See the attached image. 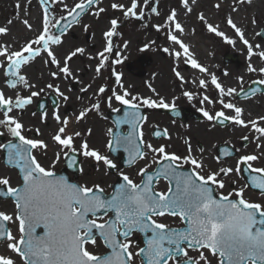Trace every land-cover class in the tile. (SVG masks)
Wrapping results in <instances>:
<instances>
[{
    "label": "snow or ice",
    "instance_id": "1",
    "mask_svg": "<svg viewBox=\"0 0 264 264\" xmlns=\"http://www.w3.org/2000/svg\"><path fill=\"white\" fill-rule=\"evenodd\" d=\"M43 7L41 17V27L37 29V34L33 39L27 40L19 49H13L7 44H0V68H3L6 84L9 88L15 89L18 85L31 89L35 85L30 84L26 75L21 74L25 66L30 65L36 58L46 54L48 59L45 64L55 65L58 72H51L50 75L56 78L58 74H63L65 78L72 77L73 73L69 67V61L78 53H83V48H76L70 51L63 60L57 59L52 45H60L61 35L67 31L74 23L79 22V17L98 0H74L70 7L65 0H51L53 4H63L66 16L60 19H50L48 0H39ZM250 2V0H249ZM149 0H144L147 5ZM188 8V0H182ZM219 4L215 7L219 8ZM17 7H20L17 5ZM113 9L122 10L123 16L142 18L144 9L139 7L138 0H130V5L113 3ZM236 9H233L235 11ZM105 11L104 8H97L93 13L99 16ZM191 11V8H188ZM151 12L158 14L156 7H151ZM205 23L207 30L215 35L223 37L224 40L233 44L225 33L218 30L205 20L203 14L198 17ZM62 21H67L62 24ZM227 24L235 30L240 41L247 47L248 57L258 56L264 61V51L256 52L261 45H253L245 38L244 31L234 23L231 17L227 19ZM11 23V21H9ZM118 20L112 19L110 27L103 33L107 44L102 52L97 53L101 57L96 66L99 73L105 66L108 57L105 53L112 51L111 38L116 34ZM255 24L256 20L253 19ZM23 24L29 29L32 25L27 19ZM157 31L167 27V40L182 49L183 54L188 57L185 63H190L193 69L200 72H207V69L197 62L186 45L175 33L183 32L184 28L177 19V13L172 10L164 25H153ZM59 28L61 35L54 34L52 29ZM87 29V25H85ZM8 29L0 27V34H6ZM257 36L264 33L257 32ZM126 46V44H125ZM148 45H144L147 48ZM164 52L181 56L180 51L170 52L169 48H164ZM120 54L117 53V56ZM113 63H121L116 59ZM249 72L259 71L264 75V67L255 68L251 63L248 65ZM175 76L182 82L183 76L176 68H173ZM116 76V83L123 88L121 77ZM227 75V73H225ZM243 82V77H238ZM211 83L218 90L221 99L219 103L222 109L231 110L234 115H227L224 110L211 114L204 108L200 111L210 122L215 121L223 125L225 121H230L235 125L250 127L257 138L264 137V116L257 119L245 121L243 118L244 109L228 101L226 97L237 94V89L229 87L225 89L213 74ZM264 85V79L255 81ZM207 82L203 79L199 81L201 88L206 87ZM151 87V86H149ZM46 88L56 93L57 97L68 100V96L60 90L59 85L48 83ZM32 91L28 96H21L19 93L13 97H7L0 91V109H4L0 115V127H3L8 135L15 138L17 142L9 140L0 143V150H5L7 165H13L18 169L21 183L18 186H11L9 179L0 177V197L10 198L14 204V212L9 214L0 211V240L5 241L6 248L19 257L22 264H135L136 258H140V264H211L208 256L210 253L217 257V264H264V204L250 202L244 198L245 189L249 183L240 188H233L227 194L221 193L218 197L214 194L216 188L223 189L225 183L219 177L228 176L235 172L239 175L242 171H248L255 175L249 176L252 188L259 189L264 195V167H254L253 162L261 157L256 154L239 155L236 159L235 167H222L219 171H209L202 174L205 167L202 160H198L192 155L191 146L188 145L187 155H178L176 152H169V145L161 144L158 147L144 139L142 125L147 117L140 112L142 106L148 108H172L175 105L166 103L163 97L154 100L150 97L132 95L127 89L123 94H119L115 89L112 95L107 97L108 106L112 112L119 113L120 108L112 107L114 99L120 105L125 106L123 115H118L113 120L115 130L109 127L106 130L105 148L109 153H115L123 149L127 153V164H135L137 160H147L151 154V164L154 167L145 165L140 167L137 175L139 182L134 181L128 174L120 172L117 164L109 158V155L102 153L97 148L90 147L84 140L80 143L79 149L74 147V139L81 136V132L75 131L67 133L69 118H61L57 104V110L52 112L53 119L59 125L53 141L58 144L63 151L69 168L78 165L77 155L79 153L85 158H92L98 165L102 163L106 169H116L121 182L111 185L112 191L106 193L100 184H93L89 187L71 183L65 176L57 175L51 168H46L33 154L34 150H46L48 145L42 139H30L24 133V125L11 113L26 106L31 105L33 98L43 92ZM86 91V89H81ZM154 92L155 89H152ZM258 89H250L255 93ZM105 92V87L101 86L97 94ZM244 93V89H240ZM189 100L193 99L191 92L183 93ZM212 102L208 96H204L200 101ZM40 107L43 109L44 105ZM100 102L91 104L90 107L82 109L75 116L77 121L83 120L90 111H99ZM35 115V113H33ZM48 113H41V120L46 121ZM174 115H179L174 111ZM122 125H127V130L122 129ZM89 134L91 129H88ZM39 135L40 130L36 129ZM4 132H0V137ZM154 136L168 137L165 129L163 132L155 131ZM248 140V137H243ZM264 145L257 144V148ZM70 153H72L70 155ZM231 151L222 149V155L231 156ZM61 153H56L53 165L60 160ZM192 165L190 171H184L183 166ZM81 172L83 168L79 169ZM159 181H167L165 191H157L156 184ZM235 183V182H233ZM235 197V198H232ZM165 216L178 217L182 227H172L161 222L160 218ZM17 225L18 235L14 234L8 227V223ZM42 229V231H39ZM134 233L143 234V246H140L133 239ZM98 239L107 249L104 253H95L89 250V245L96 246ZM135 248V251L132 249ZM189 250H196L197 257L189 255ZM0 264H16L11 256L0 254Z\"/></svg>",
    "mask_w": 264,
    "mask_h": 264
},
{
    "label": "rangeland",
    "instance_id": "2",
    "mask_svg": "<svg viewBox=\"0 0 264 264\" xmlns=\"http://www.w3.org/2000/svg\"><path fill=\"white\" fill-rule=\"evenodd\" d=\"M28 1L29 4L19 5L20 7H17L14 0H0V27H5L8 31L12 32L15 28H20L28 32L29 29L23 24L25 19H27L34 27L31 29L32 31L29 34H24L23 38L20 36L18 40L20 44L26 40L33 39L37 34L36 30L41 27L43 7L40 5L39 0ZM123 1L124 0H105L103 2V0H98V4L91 6L87 12L80 17L78 23H75L67 30L66 33L61 35L62 42L60 45L51 46L57 59L61 61V66L63 65L64 57L70 51H74L78 47L84 49L83 53H78L69 61V67L73 73L72 77L65 78L63 74H58L56 78H53L50 73L58 72V69L55 65L44 63V60L48 59L46 54L36 58L30 63V65L25 66L22 69L21 74L26 75L30 84L35 85V87L31 89L25 88L23 85H18L15 89L9 88L6 84V79L8 78L4 76L3 68H0V91L4 92L7 97L14 98L18 93L21 96H28L32 91L44 89L39 96L33 98L31 105L26 106L23 110L16 109L11 113V115L15 116L21 123H23L25 128L23 134L26 137L30 139H42L45 141L48 145L47 149L34 150L33 154L37 156L43 166L51 168L54 172L63 168V151H66V149L61 150L60 146L52 139V136L55 135L59 127L57 122L52 117V112L57 110L56 107L53 108L49 104V107L45 109L48 113L46 121L41 120L40 117L42 112L37 111L38 101L41 98H48L49 94L56 96L59 105L58 112L63 118L65 116L69 118V115H71L72 118H75V116L78 115L82 109L90 107L91 104L96 103L97 101L100 102L99 111H90L83 120H76L74 132H81V136L74 139V147L79 149L80 143L86 140L90 147L97 148L102 153L109 155V158L112 159L114 163H116L117 160L114 159L105 148L107 140L106 130L107 128L114 126L107 117L105 118V114L109 111H104V117L102 114V108L103 106H107V97L112 95L113 89H115L119 94H123V90L127 89L132 95L150 97L151 99L157 101L160 97H163L166 103L175 105V107L189 108L196 112V114L201 106H203L201 108H204L213 115L216 112V103L213 100L214 85H212V83H209L207 88H201L199 84L193 82L194 80L191 75H188L185 78V81L181 83L173 76V74L159 73V68L162 66V62H160L162 58L160 48H166V39L164 37L165 30L160 32V36L152 37L153 35L148 32L147 27H150L153 22L159 25L156 21L164 18L161 17L163 13H167L168 15L172 10H175L176 13L179 14V11L181 10L180 8L183 5L182 0H156V3H153V0H149L147 5L144 4V0H138V2H140V8L144 9V16L142 17V20L138 19V17L125 18L122 10L113 9L111 7L113 3L123 4L124 2H130V0ZM73 2L74 0H65V3H67L70 7L73 5ZM251 2H258V9H249ZM217 4L220 5L219 8H213V5L209 3L200 6L199 11L193 10L185 16L186 22H184L182 27L184 28V35L186 36V39L188 38L194 40L197 35L200 38L202 37L206 43H211L209 50L211 59L215 63H219L222 67L221 74L216 68L213 71V74L217 78L220 77L221 80H224L227 77H233L232 71L234 70L242 73L243 82L241 83V81L237 79L239 81L237 93H239L241 88L244 89L251 83L264 79L263 75L258 71H243L242 66H237L238 60H248L252 57L249 58L248 54L244 55L240 51L235 52V46L238 44L243 46V43L238 40L229 25V33L227 37L234 41L233 44H229L223 37L209 32L205 23L198 17L203 14L205 20L208 23H211V19L208 21V15H206L209 12L210 18L215 17V19H218V17H220L221 20H225V16L228 15L235 22L236 20L234 14L245 15L247 18L246 26L249 31L252 29L255 30L252 44H260L261 47L264 48V35H256L257 32L264 33V0H250V2L249 0H219ZM48 7L50 10V19H53V22L55 19H60L61 16H66L63 4H53L51 3V0H48ZM98 7L104 8L105 11L99 16H96L93 13ZM151 7H156L158 14L152 13ZM139 9L137 10L138 12ZM219 9L221 10L220 12ZM233 9L236 10L233 11ZM21 16H24L25 19H21ZM32 17H34L33 21L31 20ZM102 19L104 23H106V20L111 21L112 19H117L119 23L116 34L111 38L112 51L110 53H105L108 59L105 61V66L101 68L99 73H97L96 66L99 64L101 59L97 53L102 52L107 44V40L103 35L104 31H99V24ZM253 19L256 20L255 24L252 23ZM9 21L12 23H9ZM218 24L225 29V26L221 22ZM85 25H87V29H85ZM54 29H52L53 33ZM218 30L220 31L219 27ZM249 42L251 43V41ZM124 44L129 45L130 49L125 54L119 55L122 59L121 63H113V61L119 59L117 53L121 54L119 50ZM146 44L148 47L144 48V45ZM11 47L13 49H17L19 46L11 45ZM245 51L247 52V50ZM141 54L147 55L148 59L144 62L141 60L138 62ZM165 55L166 57H170L171 54L166 52ZM226 55L233 56L235 60L233 59L225 62ZM171 57L172 60H175V57ZM0 60H2V58H0ZM134 63L142 65L143 69H135ZM90 69L93 70L92 75L90 74ZM114 72L120 75L123 88L116 83V76L113 74ZM225 73H227V75H225ZM135 79L138 80L139 86L136 85L137 87L135 86L136 88H133L132 82ZM48 83L59 85L60 90L68 96V100L65 101L63 98L57 97L54 91L47 89L46 85ZM101 86L105 87V92L97 94L98 89ZM261 87L263 89L261 92L252 94L250 97L255 96L262 103L264 100V85H261ZM81 89H86V91L82 92ZM152 89H155V91L153 92ZM185 91L193 94L192 100H189L183 95ZM88 95L89 98H87ZM206 95L212 102H205L201 105L200 101ZM246 97L242 99H247ZM112 107L119 108L120 104L115 100H112ZM142 108L145 109V117H147L146 121L142 125L145 141L154 143L151 136V130L154 126H157L163 130L166 129L169 134L166 139H161L159 143L164 142V144L169 145V152H176L179 155H187V144H185L184 141L187 138H190L188 145L190 144L191 146L192 155L198 160H202L205 165L202 172H209L210 170L219 171L220 168L227 166L235 167V157L244 153L255 152V142L253 140L258 134L254 133V130L252 129L245 128L240 133L238 132L235 137H226L223 138V140H214V142H209L210 138H208L206 134L207 132H198L196 130V126H215L218 124H216L215 121H208L203 116L202 112L199 111L203 116L200 120L188 119L186 122L182 123L177 119L171 118L170 115L159 111L158 108H148L146 106H142ZM260 111H262L261 106H258V110L256 111L257 113H255L259 116ZM0 113L2 112L0 111ZM33 113H35V115H33ZM2 118V115H0V119ZM102 119H104L106 123L103 129V136L101 135V141H99L97 137L98 131L94 126H97V121H101ZM229 126V122H226L224 126L218 125L217 127L218 129L224 131V129L228 130ZM260 126H264V124H261ZM36 129L40 130L39 135L36 133ZM88 129H91L90 134ZM0 132H4L2 142L0 143H6L9 140H12V137L8 135L3 127H0ZM245 136L248 137V140L243 139ZM222 143H227L232 146L235 150V155L226 158L225 160L218 159L216 156V146ZM155 144L157 143L155 142ZM57 152L61 153V158L53 165L52 162L56 159ZM2 153V150H0V177L8 178L11 186H18L21 183L18 172L3 163ZM148 160L149 158L144 160L145 163H142V165H149L150 161ZM79 161L80 167L83 168V171H80L76 178L69 173L70 178L78 184H86L89 187L93 186V184H100V186L104 188L105 192L109 193L111 191L110 186L116 180L117 175H119L117 170L115 174H110L108 169H106L102 163L98 165L92 158H85L82 155H79ZM261 163L264 164V160H262ZM253 166L257 167V164L253 163ZM118 170L128 175L130 173L129 169L121 170L118 168ZM230 174L235 176L236 181H233L237 182L239 175L235 172ZM232 184L236 183L232 182ZM221 192L226 193L228 190L223 189ZM246 192L247 194L245 195V198L247 200L250 202L264 204V195L253 194L248 191ZM0 211H5L9 214L13 213V201L8 199L0 200ZM160 220L172 227H179L182 225L178 217L165 216L160 218ZM8 227L14 234L18 235L16 224L9 222ZM133 239L137 244L142 246L139 235L133 234ZM88 247L90 251L97 254L104 253L106 251L99 239L96 246L89 245ZM132 250L135 251V248ZM0 254L11 256L16 261V264H22L19 257L6 248L5 241L0 243ZM205 254L208 256L211 264H217V257H213L207 252ZM189 255L195 258L198 254L196 250H189ZM135 264H140L139 257L136 258Z\"/></svg>",
    "mask_w": 264,
    "mask_h": 264
},
{
    "label": "bare ground",
    "instance_id": "3",
    "mask_svg": "<svg viewBox=\"0 0 264 264\" xmlns=\"http://www.w3.org/2000/svg\"><path fill=\"white\" fill-rule=\"evenodd\" d=\"M14 1H15V3L17 5H27V4H29L28 0H14ZM104 1L105 0H103V2ZM218 1L219 0H188V8H191V11H188V8H186L184 6V4H183L181 6V8H180L181 10L179 11V14H177V19L181 23V25H183L184 22H186L185 16H187L190 12H192L193 10L199 11L200 6L205 5V4H209V3H211L213 5L212 7L214 8L215 5H217ZM153 3H156V0H153ZM123 4L130 5V2H128V3L124 2ZM138 5H139V7H138V9H139L140 8V2H138ZM258 7H259V3L258 2H251V5H250L249 9H253V8H257L258 9ZM220 11L221 10L219 9V12ZM206 15H208L207 16V20L208 21H210V19H211V24H213L214 26H218L220 28V31L225 33L226 36H228L229 28H228V24L226 22L227 19L229 18L228 15L225 16V20H221L220 17H218V19H215V17L214 18L213 17L210 18L209 12ZM234 15H235L234 17H235V20H236L234 23H236V25L238 27H240V28L242 26V30L245 33V38L248 39L249 41H251V43H252V40H253L254 35H255V30L252 29V30L249 31L248 27L246 26L247 18H246L245 15H239V14H234ZM167 16H168L167 13H163V15L161 17H164V18L160 19L159 21L157 20L156 22H158L159 25H164V22H165ZM137 17H138V19L142 20V18H140L139 16H137ZM161 17H159V18H161ZM21 19H25V17L21 16ZM31 20L33 21L34 17H32ZM220 22L225 26V29L221 25L218 24ZM103 23H104V21L102 19V21H100V24H99V31H101V32L102 31H104V32L107 31L109 29V27H110V21L106 20V23H104V24ZM153 25H157V24L153 22L150 27L149 26L147 27L148 32H150V34L153 35L152 37L160 36V32H162V30H165L164 37L166 39V47L170 49V52H175V51H180L181 52V56L179 58H177L173 54H171L170 57H166V55H165L166 52L163 51L164 47H161L160 48V52L162 54V58H161L160 62H162V66H161V68H159V70H160L159 73H167V74H171V75L173 74V76L175 78H177L175 76L174 72H173V68H176V70L179 71L181 73V75L183 76V78H184L183 82L185 81V78L188 75H191V77L194 80L193 82H195L196 84H199V81L201 79L205 80L207 82V84H206V87H204V88H207L208 84L211 83V76L213 75V71H214L215 68L217 70H219V73L221 74V72H222L221 65L219 63H217V62L215 63L211 59V56H210V53H209L210 44H211L210 42L206 43L203 40L202 37L200 38L197 35H196V38H194V40L188 39V38L186 39V36L184 35V31L182 33L181 32L175 33L186 45H188L189 50H190V52L192 54V57L195 58L199 64H201L203 67H205L207 69V72H203L202 73L198 69H193L191 67L190 63H185V60H187L188 57H186L183 54L182 49H180L178 45H175L172 42L167 40V31L169 30L167 27H163V28H161L160 31H157L156 28L153 27ZM32 28H34V27L32 26ZM231 30L235 33L234 29L231 28ZM31 31L32 30H30V31L28 30V32H27V31H24V30H22L20 28H15L13 32L12 31H8L6 34H0V44H7L8 46L17 45L19 47L18 48L16 47V48L19 49L27 41L26 40L25 42L20 44L19 41H18L20 36L23 38L24 34L27 35ZM235 36L238 38V40H240L236 33H235ZM241 43H243V42L241 41ZM235 48H236L235 52H239L240 51L244 55L248 54V52L245 51V50H247V47L244 44H243V46L238 44L237 46H235ZM129 49H130L129 45H126V46H125V44L122 45V48L119 50V52L121 53L120 55L125 54ZM254 51H256V52L264 51V48L261 47L260 49H254ZM171 56L175 57V60H172ZM118 58L120 60H122L120 58V56H118ZM147 59H148L147 55L141 54V57L139 58L138 62L140 60L142 62H144ZM249 63H251L257 69H259L260 67H263V65H264V61H261L258 56L254 55V56H252L251 59H248V60H240V61L238 60L237 61V66L238 67L242 66L243 67V71H246L248 69ZM134 67L137 70H142L143 69L142 65H140L138 63H134ZM90 72H91L90 74L92 75L93 74V70L90 69ZM232 75H233V77H227L224 80H221L220 77H219V78H217V80L225 89H227L229 87H232V88H236L238 90L239 81L237 79L240 76L242 77V73H239V72H237V70H234V71H232ZM263 77H264V75H263ZM178 81L183 83L180 79H178ZM132 85H133V88L136 85H138V80L135 79L132 82ZM213 94H214V99L213 100L216 103V108H217L216 111L224 110L227 115H229V116L234 115V112H232L231 110L222 109V105L219 103V100L221 99V96H220L218 90L215 88V86H214ZM239 94H240V92L237 93L236 95L231 96V97H226L225 100H226V102L230 101V102L234 103L235 105H237V106H239V107L244 109L243 118L245 119V121H247L249 119H257L260 116H264V100L261 103L258 100V98L255 97V96L254 97L248 96L250 98L246 97L247 99H242L243 97H240ZM87 98H89V95L87 96ZM258 106H261V110H262V111H260V115L259 116L256 114L257 113L256 111L258 110ZM201 107H203V106H201ZM201 107H200V109H201ZM200 109L198 110V112L200 111ZM104 111H111V108L108 106V104H107V106H103V108H102L103 117H104ZM70 117H71V115H69V121L70 122H69V125H68V128H67V133L74 132L75 127H76V123H75L76 119L72 118V117L70 118ZM61 118L63 119L62 116H61ZM227 122H229V124H230L228 130L224 129V131H223L221 129H218V127H217L218 125H215V126L197 125L196 126V130L198 132L199 131L207 132L206 134H207L208 138H210L209 142H214V140L215 141L223 140V138H226V137L227 138L228 137H235V135L238 132L240 133L245 128L251 129L250 127H242V126H239V125H235V124H233L230 121H227ZM105 123H106L105 120L102 119L101 121L100 120L97 121V126H94V127H96V129L98 131L97 137H98L99 141H101V135L103 136V129L105 127ZM262 127H264V126H262ZM258 135H257V137H258ZM257 137H255L254 140H253L255 142V152L244 153V154H256V155L260 156L261 158L259 160L255 161V162H253V163L257 164V167H264V164L261 163V161L264 160V147L257 148V144L264 145V137H262V138H257ZM241 155H243V154H241ZM237 158H238V156L235 157V160ZM227 167H233V166H227Z\"/></svg>",
    "mask_w": 264,
    "mask_h": 264
},
{
    "label": "flooded vegetation",
    "instance_id": "4",
    "mask_svg": "<svg viewBox=\"0 0 264 264\" xmlns=\"http://www.w3.org/2000/svg\"><path fill=\"white\" fill-rule=\"evenodd\" d=\"M168 115V114H167ZM172 118V117H171ZM174 119V118H173ZM177 120H179V119H177ZM188 119H186V120H179L180 122H182V123H184V122H186ZM155 127V126H154ZM156 128H159L160 129V127H157L156 126ZM158 129V131H160ZM162 129V128H161ZM157 131V130H156ZM151 133H152V130H151ZM152 136V139L154 140V143L152 142V144L154 145V146H159V145H161V144H164V142H161V143H159V141L161 140V139H166V137H164V136H159V137H156V138H154V136L153 135H151ZM188 141L190 142V138H187L185 141H184V143L185 144H187L186 145V148H188ZM155 142L157 143V144H155ZM166 145V144H165ZM190 145V144H189ZM168 150V149H167ZM178 154V153H177ZM179 155V154H178ZM151 154H149V160L148 161H150V164L148 165L150 168L151 167H154V165H152L151 164ZM142 163H145V161L144 160H137L136 161V163L135 164H133L131 167H129L128 169L130 170V173H129V176L132 178V179H134V181H136V182H139V179H140V177L137 175V173H138V170H139V168L140 167H144L143 165H142ZM191 168H192V165H190V164H186V165H184L183 166V169L182 170H184V171H190L191 170ZM62 169V168H61ZM60 169V170H61ZM59 170V171H60ZM67 172H71V171H69V170H66ZM208 172H202V174H207ZM220 179H222L223 181H224V183H225V187L223 188V189H227L228 190V192H230V191H232L233 190V188H240L241 186H243L244 184H246V180L244 179V177L242 176V174L240 173L239 174V177H238V180H237V182H235L236 184H232V182H234V181H236V179H235V176H233V175H231V174H229L228 176H223V175H221L220 177H219ZM234 180V181H233ZM212 187L215 189V195L216 196H219L221 193H223V194H227L228 192H226V193H224V192H221V190H223V189H219V188H216V186L215 185H212ZM166 188H167V181H159V182H157V184H156V190L157 191H165L166 190ZM220 190V191H219ZM246 191H248V192H252L253 194H258V193H256V192H254V191H252V190H250L249 189V187L248 188H246L245 189V193H244V198L246 197L245 195L247 194V192ZM259 195H261V193L259 194ZM232 198H235V197H232ZM246 199V198H245Z\"/></svg>",
    "mask_w": 264,
    "mask_h": 264
},
{
    "label": "water",
    "instance_id": "5",
    "mask_svg": "<svg viewBox=\"0 0 264 264\" xmlns=\"http://www.w3.org/2000/svg\"><path fill=\"white\" fill-rule=\"evenodd\" d=\"M86 12V11H85ZM83 14V13H82ZM81 14V15H82ZM67 21H62V24L63 23H66ZM56 33L57 34H61L60 33V31H59V28H56ZM250 89H258V91H260L259 89L260 88H258V85H256V84H253L252 85V87H250V88H248V89H246V90H244V93H247V96L248 95H251V94H253V93H251V92H249V90ZM257 92V91H256ZM243 96H245L244 94H242ZM45 103V101L43 100V102L41 103V104H43V105H45L44 104ZM40 104V105H41ZM45 107L46 106H44V108L42 109L41 107L39 108L40 110H43L44 111V109H45ZM120 109H121V111L119 112V113H116V112H111V113H109V117H110V119L113 121L114 119H115V117L116 116H118V115H123V112H124V110H125V106H121L120 107ZM2 110H4V109H2ZM173 111H175V112H180L178 109L177 110H173ZM140 112H141V114L143 115V109H141L140 108ZM174 113V112H173ZM198 118H200V116H197ZM123 126H126V127H128L127 125H122L121 127H123ZM115 130V129H114ZM2 140V139H1ZM13 142H17L16 140H15V138H14V141ZM222 149H227V150H230L231 151V153L232 154H234V150L232 149V148H230V147H228V146H220L219 147V150H221L222 151ZM118 152H121L122 153V157H121V162H120V164L122 165V166H129V164H127L125 161L127 160V153H125L124 151H123V149H120V150H118L117 152H115V153H112L115 157L118 155ZM3 156H4V162L6 161V159H7V153H6V151L4 150V154H3ZM221 156H224V155H222V153H221ZM10 166H13V165H10ZM15 167V166H14ZM73 170H74V168H73ZM75 172L74 173H77L76 172V170H74ZM110 171H112L113 172V169H110ZM244 172V175H245V177H246V179H247V181L249 182V176L250 175H253V174H251L250 172H248V171H243ZM57 175H63V176H65L66 178H67V176L62 172L61 174H57ZM68 179V178H67ZM119 182H121V178L119 177L118 178V180L116 181V183H119ZM116 183H114V184H116ZM250 183V182H249ZM113 184V185H114ZM0 187H2V186H0ZM1 199H6V197H0ZM40 231V230H39ZM141 234V233H140ZM142 235V237H143V234H141ZM0 241H2V240H0Z\"/></svg>",
    "mask_w": 264,
    "mask_h": 264
}]
</instances>
